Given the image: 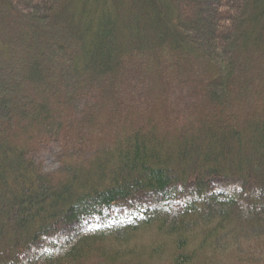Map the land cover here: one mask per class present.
<instances>
[{
  "label": "trees",
  "instance_id": "obj_1",
  "mask_svg": "<svg viewBox=\"0 0 264 264\" xmlns=\"http://www.w3.org/2000/svg\"><path fill=\"white\" fill-rule=\"evenodd\" d=\"M252 242L264 0H0V264H252Z\"/></svg>",
  "mask_w": 264,
  "mask_h": 264
},
{
  "label": "rangeland",
  "instance_id": "obj_2",
  "mask_svg": "<svg viewBox=\"0 0 264 264\" xmlns=\"http://www.w3.org/2000/svg\"><path fill=\"white\" fill-rule=\"evenodd\" d=\"M172 97H173V95H172ZM43 160H44L45 166H47V167H51L52 165H54V161H53L51 153L45 152L43 154ZM219 190L228 193L230 191V188H222ZM168 205L170 207L168 210V213L170 214V216H174L175 212L177 210V206L173 202H168ZM130 218H131V216L127 215L126 218H123L121 222H127V221H129ZM102 226L103 225H93L92 224V225L84 228L83 231H94L96 228H102ZM141 239L146 240L147 235L142 234ZM51 240L53 241V243H55V245H53V246L47 245L45 248H43V250L40 251V254L47 252V251H51L54 253L62 252L63 246L65 245L66 241L68 240V236L67 235H61L59 237V239H58V237L54 236L51 238ZM248 248L252 253H255V256L259 259L258 262H254L252 264H264V244H262V242H258V243L252 242V243L248 244ZM226 261L228 264H233V262L235 260L231 257H228ZM87 264H98V262L95 260H90L87 262Z\"/></svg>",
  "mask_w": 264,
  "mask_h": 264
}]
</instances>
